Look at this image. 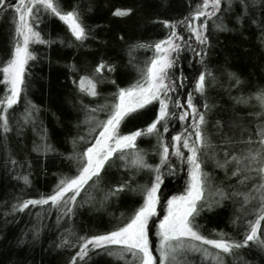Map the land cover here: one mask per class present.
I'll list each match as a JSON object with an SVG mask.
<instances>
[{
    "label": "snow or ice",
    "instance_id": "1",
    "mask_svg": "<svg viewBox=\"0 0 264 264\" xmlns=\"http://www.w3.org/2000/svg\"><path fill=\"white\" fill-rule=\"evenodd\" d=\"M9 13H12V49L9 58L0 66V85L4 89L0 97V130L5 136L11 131L8 112L18 104L26 88L29 62L37 59L32 46L53 42L42 36L40 25L45 18H58L67 26L76 42L82 44L88 39V30L78 6L65 10L61 0H16L14 4L11 0H0V16ZM112 15L129 17L132 9L117 8ZM202 17L205 18L204 22L196 23ZM208 21L213 22L216 32H235L242 29L245 23L258 27L261 31L260 45L264 50V0H203L190 18L185 17L175 23L161 22L168 29L166 38L154 44L133 45L129 49L130 56L139 49L152 51L153 55L138 68L139 78L128 87L116 85L114 79L106 80L104 70L112 73L116 67L103 60L91 75L80 76L78 91L81 94L80 108L85 116L83 123L88 125V135L92 136L94 142L80 136L79 141L87 146L70 157L76 162V173L62 176L51 194L13 205L12 212H24L30 206H40L44 210V206H49L51 210H56L58 221L62 217H69L74 213L77 197L87 190L86 186L99 185L113 167L123 168L128 178L110 188L105 199L118 197L127 191H139L143 203L127 222L117 224L111 231L77 236L75 246L79 250L70 258L69 264H88L92 254H106L124 261V264H187L188 254L198 255L201 264H227L228 258H232L233 264H236L238 259L243 260L242 250H250L252 245L264 253V238L260 235L264 231V86L251 92L247 99L233 98L238 104H250L254 100L256 103L252 107L259 110L250 115L260 122L250 129L248 124L242 122L246 118L235 117L227 124L225 131V124L217 120L214 126L218 130L220 143H213L212 134L208 131V117L216 105L209 103L208 91L220 83V78L207 65L208 49L211 47L207 34ZM178 25L186 26L190 33L187 40L177 31ZM193 38L197 47L192 44ZM119 39L123 40L124 37L121 35ZM185 51L197 58L195 62L202 71L195 78L194 88L187 92L186 101H182L187 77L180 60ZM192 63L190 60V67ZM178 66L180 73L176 75ZM77 70L73 66V71ZM221 76L234 81L235 87L244 84L235 72L225 71ZM105 82L117 86L112 102L94 106L85 103L84 96L99 98L98 85ZM197 98L203 100V110L197 106ZM155 104L159 105L158 111L146 128L122 134L121 126L127 120ZM29 105L25 110V121L32 117L31 109L35 108L30 102ZM100 113H104L106 119H100ZM176 119L181 122L182 131L172 135L169 143L166 134L169 133L170 123ZM189 119L191 124L187 123ZM96 132L98 135H93ZM144 137L156 140V151L153 153L159 156L156 164L150 163L148 153L138 146V140ZM73 144L75 149V140ZM45 148L51 150L50 145L46 144ZM117 160L121 162L119 165ZM208 162L222 171L225 177L213 192L218 199L211 201L205 197L212 181L211 173L205 171L204 167ZM11 163L15 165L17 162L11 160ZM177 164L180 171L187 167L185 190L167 200L161 219L158 214L161 204L159 192L164 183L165 169L167 175L175 176ZM140 173L149 174V181L132 188L135 176ZM21 179L26 185L30 184L28 176ZM233 180L235 183L224 186L225 181ZM225 201L238 205L232 223L237 230L240 227L245 229L242 241L232 239L224 232L217 234L219 238H208L202 234L199 224L202 213L223 207ZM40 216L41 213H37V217ZM251 216H255V219H249ZM153 217L157 218L158 223ZM153 224L155 244L152 241ZM72 235L69 232V236ZM38 236L39 232L34 231L33 238ZM68 246H72L69 238H62L57 245ZM244 264L250 262L244 261Z\"/></svg>",
    "mask_w": 264,
    "mask_h": 264
},
{
    "label": "trees",
    "instance_id": "2",
    "mask_svg": "<svg viewBox=\"0 0 264 264\" xmlns=\"http://www.w3.org/2000/svg\"><path fill=\"white\" fill-rule=\"evenodd\" d=\"M14 1L11 0L12 3ZM61 3L65 10L78 6L88 30V39L82 44L76 42L67 26L55 17L45 18L40 25L43 38L53 42L32 46L37 59L29 62L26 88L18 104L8 112L11 131L5 136L0 130V264H69L70 258L79 250L75 246L77 236L111 231L117 224L127 222L142 204L143 196L139 191H127L118 197L105 199L110 188L128 178V173L123 168L113 167L99 185L86 186L87 190L77 197L74 213L69 217H62L58 221L56 210H51L49 206H44V210L40 206H30L24 212H12L13 205L51 194L62 176L76 173V162L70 157L75 151H82L87 146L79 141L80 136L94 141L88 135V125L83 123L85 116L80 108L81 94L78 91L80 76L91 75L103 60L116 67V71L112 73L104 70L106 80L114 79L116 85L128 87L139 78L138 68L153 55L152 51L139 49L130 56L129 49L133 45L154 44L166 38L168 29L161 22L166 20L175 23L185 17L190 18L197 6L203 4V0H61ZM117 8H131L132 15L114 17L112 12ZM11 17L12 13L0 16L1 65L11 53ZM204 19L202 17L196 23H203ZM229 27L232 25L229 24ZM177 31L188 39L190 33L186 26L178 25ZM207 34L211 43L207 65L220 78V83L210 87L208 91L209 103L216 105L208 117V131L212 134L213 143L219 144L220 136L214 126L217 120L225 124V131L227 124L235 117L246 118L242 122L248 124L250 129L260 122L250 115L259 110L252 107L256 103L254 100L250 104H238L233 98L247 99L251 92L264 86V50L260 45V29L250 23H245L242 29L235 32H216L213 22L208 21ZM121 35L123 40L119 39ZM192 44L197 47L194 38ZM196 59L191 52L185 51L182 54L180 65L187 77L182 101H186L187 92L194 88L195 78L202 71L201 66L195 62ZM190 60L193 61L191 67ZM73 66L78 70L73 71ZM225 71L237 73L244 84L239 88L233 86L234 81L221 76ZM179 73L178 66L175 74ZM116 85L108 82L99 84V98L84 96L83 100L92 106L97 103H111L113 93L117 91ZM2 96L3 86L0 85V97ZM29 102L35 108L31 109L32 117L25 121V110L29 108ZM196 103L203 110V100L197 98ZM158 108V104L149 106L127 120L121 126L122 134L146 128L155 118ZM99 118L106 119V115L100 113ZM187 123L191 124V119ZM169 129L166 139L170 143L171 136L182 131L181 122L178 119L172 121ZM93 135H98V132ZM46 144L51 146V150L45 148ZM138 146L148 153L150 163L159 162V156L153 154L156 151L155 138H140ZM11 160L17 163L14 165ZM173 161L175 163V158ZM120 163L117 160V165ZM204 167L212 175L205 197L209 201L218 199L213 192L225 180L224 173L214 168L211 162ZM23 176H28L30 184L24 183L21 179ZM149 179L150 175L147 173L136 175L132 188L146 184ZM186 180V166L180 171L177 164L175 176L167 175L165 169L164 183L159 192V218L168 198L184 192ZM228 183L235 181H225L224 186L227 187ZM236 207L238 205L231 201H225L223 207L203 212L199 218L202 234L208 238H219L217 234L224 232L232 239L242 241L245 229L240 227L237 230V226L232 223ZM37 213H41L39 218ZM249 219H255V216ZM153 220L158 222L156 217ZM34 231L39 232L35 239ZM69 232L74 235L69 236ZM260 235L264 238V231ZM62 238H69L72 246L57 247ZM21 240L24 243L21 244ZM152 241L155 244L154 224ZM241 255L243 260L238 259L236 264H244V261L264 264V253L255 245L250 250H242ZM88 264H124V261L106 254H92ZM187 264H201L199 256L188 254ZM227 264H233L232 258H228Z\"/></svg>",
    "mask_w": 264,
    "mask_h": 264
},
{
    "label": "rangeland",
    "instance_id": "3",
    "mask_svg": "<svg viewBox=\"0 0 264 264\" xmlns=\"http://www.w3.org/2000/svg\"><path fill=\"white\" fill-rule=\"evenodd\" d=\"M15 2H16V0L14 1V3H15ZM14 3H13V4H14ZM11 49H12V48H11ZM5 61H6V60H5ZM5 61H4V62H5ZM2 65H3V64H2ZM2 65L0 64V66H2ZM0 79H2V74H0ZM3 94H4V89H3ZM125 134H127V133H125ZM93 142H94V141H93ZM182 193H183V192H182ZM182 193H180V194H182ZM177 195H179V194H177ZM171 197H172V196H170L169 198H171ZM169 198H168V199H169ZM166 202H167V201H166ZM142 203H143V202H142ZM165 207H166V203H165ZM165 207H164V209H165ZM164 209H163V211L161 212V217H160L161 219L163 218V215H164ZM157 223H158V222H157ZM213 251H215V250H213Z\"/></svg>",
    "mask_w": 264,
    "mask_h": 264
}]
</instances>
